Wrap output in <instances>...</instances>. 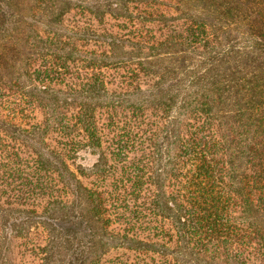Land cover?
Instances as JSON below:
<instances>
[{
	"label": "trees",
	"instance_id": "obj_1",
	"mask_svg": "<svg viewBox=\"0 0 264 264\" xmlns=\"http://www.w3.org/2000/svg\"><path fill=\"white\" fill-rule=\"evenodd\" d=\"M133 1L0 0V133L33 155L30 174L0 136V194L9 197L0 206V252L6 231L20 238L43 228L44 260L64 249L65 264H94L110 248L163 264H264V0H174L186 10L180 31L153 35L151 44L141 31L81 37L64 26L74 9L100 24L106 15L129 21ZM149 9L142 13L158 11ZM233 30L246 46L234 44ZM195 55L201 66L186 62ZM105 69L124 72L121 86L108 88ZM140 76L149 79L142 88ZM4 103L12 107L6 116ZM29 108L43 119L22 129L14 122ZM117 110L130 119L119 121ZM100 111L110 113L116 161L139 155L119 180L146 192L133 216L166 222L171 233L111 232L103 193L79 179L110 173ZM146 112L155 123L144 122ZM50 132L68 139L66 153L46 143ZM50 174L68 199L50 201ZM29 193L47 198L40 212L20 208Z\"/></svg>",
	"mask_w": 264,
	"mask_h": 264
},
{
	"label": "rangeland",
	"instance_id": "obj_2",
	"mask_svg": "<svg viewBox=\"0 0 264 264\" xmlns=\"http://www.w3.org/2000/svg\"><path fill=\"white\" fill-rule=\"evenodd\" d=\"M128 7L130 11L129 14L131 16L129 21L122 19H113L106 15L102 20V23L100 24L88 12L74 9L65 15L64 26L69 32H80L81 37H84L83 34L86 37L87 34L91 31L102 34L104 30L109 34L119 35H125L134 33L135 31H141L143 35L142 39L148 41L149 38H151V36L153 35L159 37L160 34H163L165 36H168L170 33L178 34V32L180 31L179 27H181L183 24V14L186 12L182 5H178V3H176L174 0H134L133 3H130L128 5ZM149 8H153L152 12H155L157 10L158 11L155 12V14L153 15H144L142 11L147 10L150 12ZM14 11L18 13L17 9H14ZM158 13H164L165 15L163 16H165V19H162L160 17L158 18ZM156 19H161V22H157ZM153 20L155 22H153ZM164 21V24H166V26L161 24ZM169 26H171V28L173 27L175 32H168V29L166 28H168ZM231 35L232 39H236L234 40V44L237 47L246 46L249 42V39L245 37L244 34H242L241 30H233L231 32ZM148 43L151 44L150 41H148ZM92 44H94L95 46L89 45V47L87 48H92L93 50L98 52L101 51V44ZM210 51L207 53H203L204 58H212V54H210ZM188 56L189 55H187V58ZM200 60L202 59L199 58V56L195 55L192 59H188L186 62H192L193 64L201 66L202 64ZM103 73L109 89H116V86H119L120 82H123L122 76H124V72L122 70L105 69ZM138 82L140 84V87L142 88L144 87L145 83L149 82V79L140 76L137 83ZM3 106L4 108H6V110L1 114H3V116H6V114L8 115V112H10V110L8 109L12 107L9 106L7 103H4ZM28 113H31L30 116L28 114V118L24 119L23 121L18 119L14 122V124L22 127V129H29L31 125L39 124L40 122H42L43 115L37 108H29ZM109 114L110 113H106V111H100L98 116L100 119V126H103L104 133L102 147L107 156L110 173L102 179L91 176L86 178L79 177V179L85 186L97 188L103 193L107 213L111 222L109 227L111 232H120L128 228L129 230H131L132 233L136 234L140 238H144L148 235H146L145 233H140L138 231L137 228L141 226L143 228L149 229V232H151V234H155L156 236L159 235L161 232L171 233V228L166 222L161 223L159 219L147 216L145 215V213H142L141 216H133L132 212L139 210L134 209L132 207L134 205L138 206L139 203H142L141 201L143 200V198L147 197L146 192L142 190V186L141 192L134 193L133 189H131L129 185H127L123 181L122 183H120L119 180H121V171L125 176L126 167H135L137 165L136 161L138 160L139 155L130 154L129 159L126 163H119L116 161L115 157L113 156V135L110 134V128L106 127L107 118ZM116 114L119 117V121L123 120V116L127 117L128 120L130 119V112L128 110L124 112H120V110H117ZM153 116L154 115L149 114V112H146L144 122L155 123L156 119ZM121 123L122 122H119L118 125H122ZM6 135L4 137L0 133V136L4 141H6L8 145L17 148L16 150H14V152H16L18 155V161L21 160L23 162L22 164L28 166L30 168V171L28 170V172L31 174V167L33 166V155L30 149L26 146L21 145V143L19 144L9 141V139L7 138L8 135ZM45 138L46 143L51 148L62 150L65 153L67 152V147L64 144L68 143V139H66L63 134H55L50 132L46 135ZM69 163L71 162L68 161V164ZM90 163L91 162H86L85 165L88 166V164ZM71 168L73 169V167ZM49 177L50 201L52 199L51 196L54 199L58 200L68 199V191L63 187V185L57 182L56 177L53 174H50ZM148 189H150V191L153 190V188L149 186ZM28 197L29 200L26 201L27 205H22L20 206V208H35V211L40 212V210L44 206L45 200H47L46 197V199H39L38 197L35 198V196L33 197V193H29ZM8 198L9 197L7 193L2 194V196L0 194V206H2L4 200ZM120 198H122L121 201ZM40 205L41 208L39 207ZM143 216L145 218H143ZM151 229H155V231ZM3 236L4 238H1L2 250L0 252V264H65L62 263L65 254L64 249H60L57 252H53L51 254V258L49 255L47 260H44V258L46 257L44 255V251L48 249V246H50V244H47L49 237L47 236L46 230L43 228H32L27 236L20 238L11 237V235H9L7 231L5 234H3ZM150 238L156 241L162 240L160 237H153V235ZM94 264H163V262L157 255L151 253L145 255L134 251H128L123 248H110V250L103 257H101L98 261H94Z\"/></svg>",
	"mask_w": 264,
	"mask_h": 264
}]
</instances>
